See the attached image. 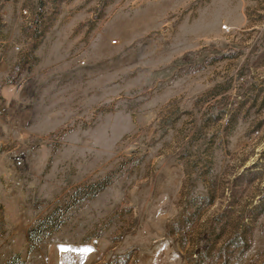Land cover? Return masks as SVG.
Instances as JSON below:
<instances>
[{
  "label": "rangeland",
  "instance_id": "374dc122",
  "mask_svg": "<svg viewBox=\"0 0 264 264\" xmlns=\"http://www.w3.org/2000/svg\"><path fill=\"white\" fill-rule=\"evenodd\" d=\"M207 250L264 264V0H0V264Z\"/></svg>",
  "mask_w": 264,
  "mask_h": 264
},
{
  "label": "trees",
  "instance_id": "16d2710c",
  "mask_svg": "<svg viewBox=\"0 0 264 264\" xmlns=\"http://www.w3.org/2000/svg\"><path fill=\"white\" fill-rule=\"evenodd\" d=\"M209 251H211V250L205 251L204 255L196 257L195 260H190L189 264H203V260H204V258L208 257ZM126 263H127V261H125V264Z\"/></svg>",
  "mask_w": 264,
  "mask_h": 264
},
{
  "label": "snow or ice",
  "instance_id": "6c2138e0",
  "mask_svg": "<svg viewBox=\"0 0 264 264\" xmlns=\"http://www.w3.org/2000/svg\"><path fill=\"white\" fill-rule=\"evenodd\" d=\"M85 251H87V249H85Z\"/></svg>",
  "mask_w": 264,
  "mask_h": 264
}]
</instances>
